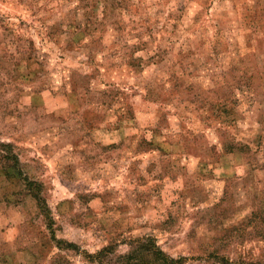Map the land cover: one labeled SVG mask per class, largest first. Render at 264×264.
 Masks as SVG:
<instances>
[{
    "label": "rangeland",
    "instance_id": "rangeland-1",
    "mask_svg": "<svg viewBox=\"0 0 264 264\" xmlns=\"http://www.w3.org/2000/svg\"><path fill=\"white\" fill-rule=\"evenodd\" d=\"M161 1L0 0V141L42 185L56 236L83 250L117 240L123 252V238L151 235L184 264L264 259L262 83L249 90L236 58L210 52L236 8L214 0L197 16L196 2L181 13L182 0ZM255 61L259 82L263 49ZM229 75L245 78L242 90ZM228 95L240 99L234 134L252 143L242 155L214 133ZM0 264H91L53 245L35 200L2 172Z\"/></svg>",
    "mask_w": 264,
    "mask_h": 264
},
{
    "label": "trees",
    "instance_id": "trees-1",
    "mask_svg": "<svg viewBox=\"0 0 264 264\" xmlns=\"http://www.w3.org/2000/svg\"><path fill=\"white\" fill-rule=\"evenodd\" d=\"M180 1L181 0H162L161 4L163 6L169 5L172 10V7L180 5ZM213 1L214 0H182L181 4L182 6L184 5V7L176 9V11L182 13L188 3L196 2V4H198L200 7L196 14L198 16L202 12H205L206 7H208V5ZM231 2L232 6L236 8L234 17L231 18L232 23H234L235 26L230 27L229 30H226L224 27H222V29H218L214 32L213 39L211 41L212 45L210 52L216 54L222 52L230 53L231 59L236 58L239 61L238 65H240L237 66V64H234L230 61L229 63L231 65L229 67L228 74H230L234 69H237L235 68L236 66L240 67L241 69H246V75L243 73L240 76H245L247 79L248 89L251 90L252 86V89L254 88L255 90L257 83L259 84L261 81V89L262 92H264V77L262 76V78L259 79V82H255L254 80L257 77V74H252V71L248 69L249 65H247V63L250 62L251 66H254L258 69L255 61L256 54H260L261 49L264 50V0H232ZM174 17L179 18L181 16L178 15L177 12L174 13L173 11H170L166 18L167 22L173 24V27L177 25V19H174L176 24L172 22ZM228 31L230 32L229 40H227L226 35ZM219 32L225 34V38L222 39L221 42H219L217 38ZM83 39L85 40V38ZM132 45L134 44L125 42L124 48L128 49ZM134 48L138 49L135 46H132L131 52H134ZM151 52H153V55H157V57L160 59L159 54L162 52L161 49H156V51L150 50L149 53ZM248 53L251 54V57L248 56ZM129 58L133 61L134 57L132 53L129 55ZM153 63H155V61ZM240 76L236 78L232 75H229L232 89L242 90L241 88L243 87H241L240 84H243L245 78L238 81ZM230 96L231 95L227 96L228 105L224 104L223 106L217 102L215 103V119L218 127L214 129V133L219 139H221L222 151L224 153H235L242 155L251 151V149L248 145L249 141L243 142L242 140H239L238 136L234 134L233 126L235 125L239 116L234 107V102L239 103L240 99H232ZM131 116L132 115H130L129 118L119 117L118 120L124 121L125 119L132 118ZM140 142L141 144H146V148L149 150L158 148V145L153 143L152 140L141 138ZM212 147V149H214V146ZM206 149V154L210 153L209 149H211V147L208 148L207 144ZM0 162L2 163L0 172H2L7 179L13 180L15 182H21L24 190L35 200L37 213L45 220V227L48 230L49 238L57 249L72 250L78 255L82 254L83 259L87 263L91 264L185 263L184 256H171L159 246L156 239L151 235L130 236L123 238L120 243L127 246V249L123 252H119L117 250L119 246V242L117 240H111L107 244L96 249L94 252H89L81 249L79 245L73 242L57 237L55 234L53 216L51 215V211L45 200V197L42 195V185L39 182L22 175L19 165V158L13 151L11 143L0 141ZM254 214L255 213L253 210L250 215ZM211 256L214 257L215 261L219 264H264V259H257L252 256L241 255L240 253H235L234 257L224 255L220 256L215 253H212Z\"/></svg>",
    "mask_w": 264,
    "mask_h": 264
},
{
    "label": "crops",
    "instance_id": "crops-1",
    "mask_svg": "<svg viewBox=\"0 0 264 264\" xmlns=\"http://www.w3.org/2000/svg\"><path fill=\"white\" fill-rule=\"evenodd\" d=\"M247 141H249V143H248V142H247V143H248V145H249L250 149H252V145H251V144H252V143H251V139H248ZM243 142H246V141H243ZM228 154H229V153H228ZM230 154H235V153H230Z\"/></svg>",
    "mask_w": 264,
    "mask_h": 264
}]
</instances>
